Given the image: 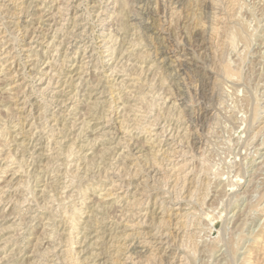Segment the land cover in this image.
<instances>
[{
  "label": "rangeland",
  "instance_id": "1",
  "mask_svg": "<svg viewBox=\"0 0 264 264\" xmlns=\"http://www.w3.org/2000/svg\"><path fill=\"white\" fill-rule=\"evenodd\" d=\"M0 264H264V0H0Z\"/></svg>",
  "mask_w": 264,
  "mask_h": 264
},
{
  "label": "bare ground",
  "instance_id": "2",
  "mask_svg": "<svg viewBox=\"0 0 264 264\" xmlns=\"http://www.w3.org/2000/svg\"><path fill=\"white\" fill-rule=\"evenodd\" d=\"M230 41V40H229ZM228 41V42H229ZM258 43V42H257ZM261 43V42H260ZM259 45V44H258ZM171 46V45H170ZM12 48V47H11ZM263 53V52H262ZM10 54V53H9ZM161 60V59H160ZM113 61V60H112ZM163 61V60H162ZM47 62V61H46ZM227 68V67H226ZM227 71V70H226ZM226 71H225V73H226ZM229 71V70H228ZM233 73V72H232ZM232 73H230V74H232ZM227 75V74H226ZM6 76V75H5ZM229 76V75H228ZM231 76V75H230ZM227 77V76H226ZM237 79V78H236ZM235 82V81H234ZM238 82V81H237ZM226 84V83H225ZM98 86V85H97ZM238 93V92H237ZM118 94V93H117ZM255 100V99H254ZM111 103V102H110ZM223 107V106H222ZM7 108V107H6ZM252 114V113H251ZM17 115V114H16ZM261 127V126H260ZM259 127V128H260ZM111 131V130H110ZM180 141V140H179ZM181 147V146H180ZM174 150V149H173ZM156 153V152H155ZM169 153V152H168ZM169 159H171V158H169ZM179 167V166H178ZM182 167H183V165H182ZM160 169V168H159ZM173 169V168H172ZM237 171V170H236ZM255 171V170H254ZM7 174V173H6ZM2 179V178H1ZM118 180V179H117ZM233 182V181H232ZM247 184V183H246ZM246 187V186H245ZM118 190V189H117ZM244 190V189H243ZM244 193V192H243ZM241 194V193H240ZM238 197V196H237ZM31 199V198H30ZM144 199V198H143ZM140 201V200H139ZM78 209V208H77ZM77 209H75V210H77ZM71 218V217H70ZM123 218V217H122ZM97 222V221H96ZM68 223V222H67ZM101 223V222H100ZM72 225V224H71ZM73 226V225H72ZM153 233V232H152ZM73 239V238H72ZM68 240V239H67ZM74 240V239H73ZM69 241V240H68ZM219 243V242H218ZM72 249V248H71ZM67 251V250H66ZM129 255V254H128ZM76 257V256H75Z\"/></svg>",
  "mask_w": 264,
  "mask_h": 264
}]
</instances>
